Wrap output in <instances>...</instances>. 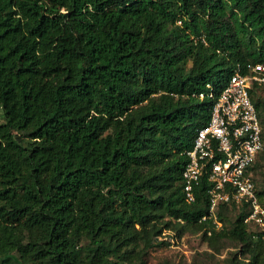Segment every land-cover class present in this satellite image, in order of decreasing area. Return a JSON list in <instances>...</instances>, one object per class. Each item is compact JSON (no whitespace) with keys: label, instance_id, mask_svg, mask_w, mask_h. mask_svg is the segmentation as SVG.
I'll use <instances>...</instances> for the list:
<instances>
[{"label":"trees","instance_id":"16d2710c","mask_svg":"<svg viewBox=\"0 0 264 264\" xmlns=\"http://www.w3.org/2000/svg\"><path fill=\"white\" fill-rule=\"evenodd\" d=\"M256 61L264 0H0V264H144L178 226L236 240L247 260L224 264H264L247 206L220 203V222L238 211L217 228L181 176L213 103L198 93Z\"/></svg>","mask_w":264,"mask_h":264},{"label":"built area","instance_id":"2783aa9c","mask_svg":"<svg viewBox=\"0 0 264 264\" xmlns=\"http://www.w3.org/2000/svg\"><path fill=\"white\" fill-rule=\"evenodd\" d=\"M253 83L264 84V61L248 63L243 70L237 63L226 84L216 93L207 83L204 93L213 100L207 122L195 129L192 147L186 151L182 169V191L192 203L202 183L208 198L207 213L216 227L220 203L245 204L246 222H252L264 235V206L261 204L251 166L264 150L262 126L251 98Z\"/></svg>","mask_w":264,"mask_h":264},{"label":"rangeland","instance_id":"374dc122","mask_svg":"<svg viewBox=\"0 0 264 264\" xmlns=\"http://www.w3.org/2000/svg\"><path fill=\"white\" fill-rule=\"evenodd\" d=\"M251 92L254 99H264L263 87H253ZM262 114L264 119V112ZM256 161L259 165L253 168L252 176L261 186L264 183V159L261 154L257 156ZM223 211L220 228L227 230L230 226L229 221L233 219L238 208L233 209L229 206ZM247 228L250 231L259 232L258 227L250 221L247 222ZM207 233L209 234V232ZM214 243L215 246L209 245L207 240L202 238L201 230L195 231L188 227L178 226V229L163 230L151 246L144 248L142 258L144 264H224L228 256L235 251L238 252V257L242 256L237 241L231 237L220 236ZM142 246L143 242L138 244L136 248ZM244 257L242 256L244 260H247Z\"/></svg>","mask_w":264,"mask_h":264}]
</instances>
